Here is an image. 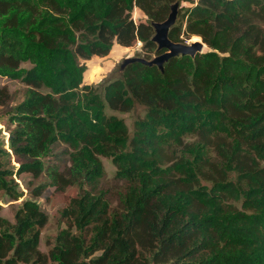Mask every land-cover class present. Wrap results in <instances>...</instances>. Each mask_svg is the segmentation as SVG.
<instances>
[{"label":"trees","instance_id":"1","mask_svg":"<svg viewBox=\"0 0 264 264\" xmlns=\"http://www.w3.org/2000/svg\"><path fill=\"white\" fill-rule=\"evenodd\" d=\"M174 1L0 0V77L25 84L7 147L0 138V192L17 198L13 175L25 173L46 178L34 196L77 188L46 253L37 201L0 222V264H264V0H181L168 38L196 35L206 50L162 69L128 63L102 94L83 83L77 59L104 56L113 42H141L147 60L163 52L152 23ZM134 7L145 21L133 20ZM8 98L1 86L0 105ZM134 103L145 113L129 136L105 108ZM10 155L17 166L1 162ZM50 155L65 164H45ZM100 156L123 183L114 205Z\"/></svg>","mask_w":264,"mask_h":264},{"label":"rangeland","instance_id":"2","mask_svg":"<svg viewBox=\"0 0 264 264\" xmlns=\"http://www.w3.org/2000/svg\"><path fill=\"white\" fill-rule=\"evenodd\" d=\"M174 2L179 5L186 6V2L181 0H176ZM131 16L134 21H145L146 16L137 8H133ZM199 40L196 37H189L184 40V43L190 44L191 42ZM142 43L135 41L130 46H121L116 42H113L110 51L104 56H91L88 59L78 58L79 64L85 67L83 74V83L90 84L94 89L102 94L103 86L117 78L120 77L122 68L121 64L123 60L131 57H142L143 51L141 48ZM204 45L202 51L206 50ZM21 66L29 67L30 64L25 62L21 63ZM6 86L8 91V104L0 105V138H4V146L7 147V132L5 131L8 123V114L10 108L16 103L21 101L24 97L25 84L17 79H10L7 77H0V87ZM45 91V89H41ZM105 113L107 115L113 114L116 117L123 120L125 123L128 134L131 136L133 132V123L137 118H141L145 113V107L141 104L134 103L132 108L128 111H118L111 110L108 107L105 108ZM186 140H190V137H186ZM101 164L103 167V177L100 184L103 188L109 189L110 193L109 199L112 205L115 204L113 198V192L115 190L122 189L123 183L115 178V166L112 164L109 157L100 156ZM45 164H56L60 167L65 164V160L58 157V155H50L46 157ZM1 162L6 166H17L18 159L13 155L10 158L5 157ZM13 178L17 183L16 190L19 193L17 198L11 197L7 194L0 192V222L13 223V216L18 207L25 199H34L39 203L41 208L46 212L47 219L45 224L39 229V240L38 249L39 251L46 253L55 243V238L57 234L67 228V222L62 214L63 208L68 202L69 198L77 193L76 186L66 187L62 191L55 190L53 186H47L40 196H34L32 194V189L36 184L46 182L45 176H39L33 179L29 174H21L19 176H14ZM202 183L209 184L206 181ZM112 192V193H111ZM71 231L76 232L74 228ZM99 252H96L97 255Z\"/></svg>","mask_w":264,"mask_h":264},{"label":"water","instance_id":"3","mask_svg":"<svg viewBox=\"0 0 264 264\" xmlns=\"http://www.w3.org/2000/svg\"><path fill=\"white\" fill-rule=\"evenodd\" d=\"M178 3L173 2L170 4V11L163 21L153 22L152 26L154 34L151 39L157 44V49H164L163 52L154 55L151 59L147 60L143 57H131L123 60L121 68L133 61H139L145 64H154L162 69L164 61L177 56V55H190L194 56L197 52H202V48L205 45L200 37L199 40H195L190 44L184 42H174L168 38L169 27L174 23L177 14ZM196 36V35H195Z\"/></svg>","mask_w":264,"mask_h":264},{"label":"bare ground","instance_id":"4","mask_svg":"<svg viewBox=\"0 0 264 264\" xmlns=\"http://www.w3.org/2000/svg\"><path fill=\"white\" fill-rule=\"evenodd\" d=\"M195 37V36H194ZM196 38H198V37H196Z\"/></svg>","mask_w":264,"mask_h":264}]
</instances>
